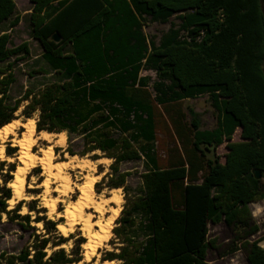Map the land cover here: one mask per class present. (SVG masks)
Returning <instances> with one entry per match:
<instances>
[{"label":"trees","instance_id":"obj_1","mask_svg":"<svg viewBox=\"0 0 264 264\" xmlns=\"http://www.w3.org/2000/svg\"><path fill=\"white\" fill-rule=\"evenodd\" d=\"M31 37L41 48L33 73L50 76L42 88L13 97L15 69L31 56L29 41L14 44L10 29L21 21L14 0H0V127L39 112L37 130L66 131L86 149L123 162L143 159L140 194L127 204L114 232L122 245L103 260L122 264H207L209 223L236 231L230 252L244 250L249 264H264L262 238L250 204L264 199V5L261 0H31ZM172 22L159 42L145 27ZM61 40L55 41L54 34ZM156 72L157 80L143 71ZM208 94L217 112L213 129H202L189 107L171 116L183 156L163 166L157 154L158 108ZM241 129V140L233 141ZM226 142L225 161L210 153ZM17 148L8 149L10 155ZM71 155L76 152L68 148ZM100 158L95 154L93 159ZM0 212L9 210L7 187L15 163L3 172ZM254 170H260L257 179ZM119 173L112 187L123 186ZM34 210L33 207H30ZM19 216V215H18ZM30 222L29 213L22 216ZM41 219H37L40 221ZM57 224L51 221V229ZM141 238V239H140ZM264 239V237H263ZM85 240L80 239L78 244ZM63 241L54 243V247ZM42 238L19 255L0 254V264H73L79 245L49 255Z\"/></svg>","mask_w":264,"mask_h":264},{"label":"rangeland","instance_id":"obj_2","mask_svg":"<svg viewBox=\"0 0 264 264\" xmlns=\"http://www.w3.org/2000/svg\"><path fill=\"white\" fill-rule=\"evenodd\" d=\"M17 6V13L21 16V21L18 25L14 28L10 29V33L12 36V40L14 44H20L23 41H29L31 46V56L26 58L19 64V67L15 69L17 81L13 85L12 94L13 97L17 98L20 97L24 91L28 88H32L34 90H39L42 86L50 80V76H43L38 73H33L35 70H38L40 63L39 57L41 55V48L31 37V27L29 23L28 13L31 12L32 9V2L31 0H14ZM175 23L176 25H180V20L177 17L172 18L171 22L168 23H150L148 26L145 27L146 33L152 37L156 36V40L159 42L161 35L168 31L171 27V24ZM8 22L4 23L1 26V29L8 28ZM144 75H150L152 77V82L157 80V75L155 71L148 70L143 71ZM26 102L23 103V106L20 111L17 112L18 117L16 119H20L24 121L27 119L24 115L21 114L24 105ZM189 107L193 108L195 112L199 113L201 126L202 129H213L217 124V112L213 108L209 95H201L196 98H188L183 100L173 106L171 108L173 111L167 112L165 108L159 107L158 108V143L156 145L157 154L160 156L162 165L166 166L169 165L172 161L177 159L178 156H183L184 151L182 149L183 145L181 141L176 135L175 129L172 124L171 116L175 115L176 110H181V112L186 115V120L189 122L191 119V115L189 113ZM39 117V112H35L32 116L36 120V129H37V119ZM24 128H18V135L20 136ZM66 134V144L64 147H60L55 145L54 140L53 142H48L42 139H39L36 145L33 147V150L38 154L42 155L40 151L41 148H46L49 145H55L54 151L56 154L55 161H63L68 160L70 156L68 154V148L72 149L76 152L75 155L83 158H89L92 160L95 154L103 156L101 151L96 152H88L85 155H81L85 149L86 144L83 138L76 134H68L66 131H63ZM59 133V132H57ZM241 129L238 128L233 136V141H240L241 137ZM57 137H53L56 139ZM4 146L5 155L12 156L14 159L12 162L9 160H1L6 161V164L3 166V172L7 171L9 165L15 163V167L19 165L17 159V151L8 155V149H12L16 146H11L10 141L2 142L0 141V146ZM17 148V147H16ZM18 150V148H17ZM226 142L216 148L213 152L210 153V156L213 154L219 156L221 161H225V154L227 152ZM110 158V157H108ZM114 162V158H111L108 162H95L96 170H90L89 168L80 169L76 166L69 167L66 171L71 174V178L75 183H82L86 180L85 175L90 174L91 178L101 174V178L95 183V189L97 192V196L106 197L110 196V190L112 188H121V194L123 199L122 202V210L116 220V224L113 226V234L111 236V240L107 246H103L99 249V258H95L90 263L86 264H101L103 258L108 252L119 253L120 246L122 243L120 242L118 236L114 232V228L118 226V220L122 215L123 209L127 207V204L131 203L139 194L142 185V178L141 173L144 172V160H134L123 162L119 165V172L115 173L112 168L111 164ZM15 168V169H16ZM89 169V170H88ZM85 170V171H84ZM42 168L37 167L34 169L29 170L26 180V186H29L31 182H33V177H35V183L33 185H37L38 183L44 180V176H41ZM119 173H126V181L123 186L119 187H112L109 185L112 181H116L119 178ZM12 178L14 177L13 171L10 172ZM264 180V179H263ZM3 184V177L0 174V185ZM55 186V184H53ZM8 187V185H7ZM9 188V187H8ZM11 189V188H10ZM12 191V190H11ZM43 188H26L25 193L29 196H33L32 200H24L21 201V204L18 206L20 209L18 212L13 211L12 209L18 204H14L12 208H9L11 205L9 201L8 209L12 210L10 214L0 212V254L5 255H19L25 250H29L31 254L34 253V245L39 243V240L42 238L49 239V244L45 248L46 253L49 255L53 250L59 249L60 247L64 248L65 251L70 254H73V250L79 245V254L75 256H79L81 260L83 259V247L82 244H78L80 239L86 240L81 234L82 232L79 229V226L75 227L74 232L71 234L70 237L64 238L60 234L57 229H51V221L58 224L59 221H64V219H50L49 216L46 214L47 209L42 208V204L40 203V198L38 194H42ZM56 195V193H53ZM78 191H74L71 194L74 198H76ZM12 197V196H11ZM70 197L65 198V203L61 202L58 205V210L63 211L65 204L68 202ZM109 206H115L114 203H109L106 207L109 209ZM23 207H27V211H33V214L29 212V219L30 222H26L25 219L22 217L25 214L21 213V209ZM30 207H33L34 210H31ZM250 211L252 215V221L260 226V231L248 238L247 241H252L254 239L262 238L260 245H264V199L255 201L250 204ZM27 214V213H26ZM19 215V216H18ZM110 212H105V216H109ZM41 219V225H35L37 219ZM96 218V217H94ZM34 223V224H33ZM209 237L210 239H215L216 243L215 246L210 247L207 253V264H249L246 256V252L244 250H238L236 252H230V248L234 244H238L240 242L236 241V231L232 226H229L225 222L219 223H209ZM141 239V238H140ZM63 241L61 245L53 246L54 243H59ZM111 244V245H110ZM111 246V247H110ZM264 248V247H263ZM116 264H122V261L119 259H114Z\"/></svg>","mask_w":264,"mask_h":264},{"label":"bare ground","instance_id":"obj_3","mask_svg":"<svg viewBox=\"0 0 264 264\" xmlns=\"http://www.w3.org/2000/svg\"><path fill=\"white\" fill-rule=\"evenodd\" d=\"M19 127L24 128L20 136L17 131ZM55 136L57 138L53 139ZM39 139L48 142H53L54 140L55 145L60 147H64L66 144L65 132L38 131L36 129V120L32 117H28L24 121L14 119L0 127V141H10L11 146L18 148L16 157L19 165L13 171L14 177L8 182V187L12 190V197L8 200L11 205L9 208L21 201L35 199L25 193L27 187L43 188L42 194H38L39 196L37 197H41L42 208L47 209L46 214L50 219L55 217L64 219V221H59L57 224V229L62 237H70L75 227L79 226L82 232L81 235L86 238L82 243L83 259L73 264L90 263L95 258H99V249L107 246L110 242L113 226L116 224V220L122 210L124 198L121 194V188H112L110 196L103 198L97 196L95 183L101 178V174L94 178H91L90 174H86L85 181L75 183L71 178V174L66 170L74 166L80 169L89 168L90 170H96L95 162H108L111 158L101 157L97 160H92L68 154L70 156L68 160L55 161V145L41 148L42 155H38L33 150ZM0 159L9 160V162L14 159L12 156L5 155L4 146L2 145L0 146ZM37 167L42 168L41 176H44V180L37 185H33L35 183V177H33V182L26 186L29 170ZM76 190L78 194L74 198L71 194ZM53 193H56V195ZM66 197H70V199L65 204L64 210L59 211L58 205L61 202L65 203ZM109 203H114L115 206H109L108 209L106 206ZM27 209V207H23L21 213L26 214L29 212L33 214V211H27ZM107 211L110 212V215L106 217L105 212ZM35 225L40 226L41 221H36ZM101 264H116V261L105 259L102 260Z\"/></svg>","mask_w":264,"mask_h":264},{"label":"water","instance_id":"obj_4","mask_svg":"<svg viewBox=\"0 0 264 264\" xmlns=\"http://www.w3.org/2000/svg\"><path fill=\"white\" fill-rule=\"evenodd\" d=\"M261 1L264 5V0H261ZM53 39L57 42L60 41L61 40L60 34L58 33L54 34ZM254 174L257 179H260L262 177V172L260 170H254Z\"/></svg>","mask_w":264,"mask_h":264},{"label":"clouds","instance_id":"obj_5","mask_svg":"<svg viewBox=\"0 0 264 264\" xmlns=\"http://www.w3.org/2000/svg\"><path fill=\"white\" fill-rule=\"evenodd\" d=\"M262 247H264V245H262Z\"/></svg>","mask_w":264,"mask_h":264},{"label":"crops","instance_id":"obj_6","mask_svg":"<svg viewBox=\"0 0 264 264\" xmlns=\"http://www.w3.org/2000/svg\"><path fill=\"white\" fill-rule=\"evenodd\" d=\"M148 71V70H147ZM144 75V74H143Z\"/></svg>","mask_w":264,"mask_h":264}]
</instances>
